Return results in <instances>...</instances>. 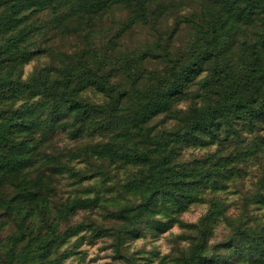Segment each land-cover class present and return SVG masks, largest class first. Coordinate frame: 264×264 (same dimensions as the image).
Returning a JSON list of instances; mask_svg holds the SVG:
<instances>
[{"label":"trees","instance_id":"1","mask_svg":"<svg viewBox=\"0 0 264 264\" xmlns=\"http://www.w3.org/2000/svg\"><path fill=\"white\" fill-rule=\"evenodd\" d=\"M60 1L0 0V7L9 3L8 12L0 13V184L8 182V178L14 182L10 193L0 192V216L12 219L14 226L4 252L6 263L58 264L63 255L53 250L82 226L68 224L60 229L61 222L67 221L85 199L72 197L59 203L53 199L59 174H83L68 162L71 156L83 158L92 167L91 173L102 176L118 172L116 167L136 166L122 189L138 192L140 200L115 210L111 227L91 222L98 232L112 235L117 254L125 255L121 249L124 234L152 218L160 202L166 206L183 204L210 185L212 192L205 197L208 210L192 224L191 244L171 253V264H230L242 253L261 258L264 263V220L249 209L251 201L264 199V159L252 188L242 197V211L229 220L230 233L224 240L209 242L213 220L225 210L214 188L241 161L264 155V135L258 133L264 122V0H206L204 6L187 16L196 33L191 49L171 54L165 41L161 50L166 63L149 70L141 69L137 59L126 57L129 84L123 88L109 82V72L104 70L109 55L104 48L93 59L87 61L81 55L54 74L46 71L28 78L20 76V62L26 52L23 39L33 25H21L26 15H18V11L27 6L41 9L45 4L56 14ZM107 1L86 0L84 4L87 12L94 14ZM127 1L137 13H150L153 20L161 12L158 3L151 7L158 0ZM75 9V4L69 5L67 12ZM173 31L167 34L168 40ZM236 43L249 55L234 63L232 47ZM146 55L145 50L139 53V57ZM204 63L212 72L200 80L201 90L193 92L188 85ZM87 86L101 91L106 99L96 102L81 96ZM28 93L39 96L30 103L26 100L12 105L16 98ZM184 97L192 101L186 109L175 108L181 124L153 131L150 118L174 109L176 100ZM25 108H32L28 115ZM37 108L47 112L46 127L62 116L60 120H66L60 125L69 122V126L100 139L78 150L52 155L51 167L42 168L49 171H33L35 147L42 144L48 130L45 127L39 132L38 139L36 132L23 137L13 132L37 129L41 124ZM248 132L253 135L244 136ZM209 136L218 139L216 150L186 166L179 158L181 144ZM38 219L45 222L43 231ZM153 222L159 223V219ZM126 264L136 263L127 258Z\"/></svg>","mask_w":264,"mask_h":264},{"label":"rangeland","instance_id":"2","mask_svg":"<svg viewBox=\"0 0 264 264\" xmlns=\"http://www.w3.org/2000/svg\"><path fill=\"white\" fill-rule=\"evenodd\" d=\"M85 1L61 0L56 14L45 4L41 9L27 6L18 11V15H26L21 25L25 23L33 25L23 39L26 52L20 62L22 78L46 71L54 74L65 63L77 61L81 55L87 61L91 60L97 51L104 48L109 55L104 67V70L109 72V82L117 87H126L129 84L127 68L124 66L126 57L137 59L141 69L149 70L162 67L166 63L167 58L161 50V45L165 41L168 43L171 54L186 53L191 49L196 33L190 20H187V16L206 3V0H158L151 4V7H154L158 3V9L161 11L153 20L150 13L145 15L137 13L127 0H108L107 4L94 14L87 12ZM72 4L76 5V9L67 12L68 6ZM8 5L9 3L1 6L0 13H7ZM243 29L246 27L244 26ZM171 30L174 31L168 40L166 37ZM232 48L234 63L249 55V51L240 49L239 43L234 44ZM142 50H145L147 55L139 57ZM153 53L159 55L154 56ZM211 72L208 63L202 64L195 71L188 85L189 89L199 92L200 80ZM80 94L96 102L106 99L101 91L90 86L84 88ZM38 96L39 94L33 93L23 94L16 98L12 105H19L26 100L30 103ZM198 98L200 99V95ZM191 101L189 97L177 99L174 109L153 115L148 122L153 131L174 129L178 124L180 125L181 120L177 117L175 108L186 109ZM34 108L36 106L33 107L35 113ZM31 110L32 108H25V115H28ZM36 113L37 119L41 121L40 126L34 131L13 132L15 136H31L33 132H36L35 138L38 139L40 135L38 133L45 129L49 117L41 108H37ZM60 118L51 127H46L48 133L42 137L40 141L42 144L35 147L33 171H49V168H42L51 167L52 155L72 149L78 150L88 142L100 139L98 136L92 137L85 130H78L76 126H69V122H66L67 125H60L59 123L65 121L66 117L63 120ZM258 133L264 135V122ZM250 135L253 133L244 134L247 137ZM217 145L218 139L210 136L202 141L186 140L180 146L179 158L186 166H189L193 163L192 160L201 159L207 153L216 150ZM262 159L264 155L249 156L214 188L213 192L218 195L225 210L214 218L210 228L209 242L224 240L230 233L229 220L237 218L242 211V197L252 188V182L257 179ZM67 160L74 169L83 170L81 172L83 174L72 175L68 171L59 174L54 183L53 199L59 203L66 201L67 198L75 197L80 200L85 199L86 202L78 207L67 221L61 222V230L68 224L82 223V226L77 232L61 240L56 250H53L63 255L58 264H126L127 258L132 259L136 264H171V253L191 244V236L194 232L192 224L198 222L208 210L209 203L205 197L212 192L210 185L199 189L197 198L183 204L166 206L165 202H160L152 218L150 216L149 220L140 222L133 231L124 234L121 249L125 255L122 256L115 251L112 235L98 232L91 222L106 228L111 227L115 222L113 218L115 210L124 204L140 200L138 192L134 190L124 192L122 189L130 172L136 169V166L116 167L118 172L113 170L110 171L109 176H102L91 173L90 164L79 156H71ZM112 167L114 166H110L109 169ZM103 182L105 184H102ZM13 187L14 182L8 178V182L0 184V192L10 193ZM249 209L258 219L264 220V199L260 202L251 201ZM154 219H159V223L153 222ZM38 220L40 231H43L45 222L42 219ZM12 224V219L0 216V242L2 243V245L0 243V264H7L4 252L14 227ZM230 264L264 263L261 262V258L242 253Z\"/></svg>","mask_w":264,"mask_h":264}]
</instances>
